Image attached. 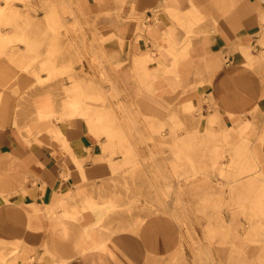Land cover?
<instances>
[{"label":"crops","instance_id":"1","mask_svg":"<svg viewBox=\"0 0 264 264\" xmlns=\"http://www.w3.org/2000/svg\"><path fill=\"white\" fill-rule=\"evenodd\" d=\"M79 4L85 15L96 19L100 34L108 39L113 64L122 65L124 76L141 71L160 103L197 107L219 124L213 135L234 142L244 153L233 161L241 169L235 180L239 208L225 211V225L228 220L232 223L233 215L240 216L239 222L234 220V230L236 223L240 226V240L229 247L243 248L246 260L241 263H260L264 0H79ZM4 66L0 68V264H147L146 245L130 225H112L109 234L98 225L102 199L118 198L120 190L113 193V185L135 182L123 157L110 154L119 151L117 140L108 138L118 135L117 129L94 133L86 118L78 116L53 124L39 122V113L52 116L56 110L49 98L38 97L24 115L41 132L28 135L17 118L18 105L24 101L8 94ZM121 86L138 85L124 79ZM123 196L128 199L125 191Z\"/></svg>","mask_w":264,"mask_h":264},{"label":"rangeland","instance_id":"2","mask_svg":"<svg viewBox=\"0 0 264 264\" xmlns=\"http://www.w3.org/2000/svg\"><path fill=\"white\" fill-rule=\"evenodd\" d=\"M51 1L28 0L30 7L24 6V0L13 1L25 11L19 20L28 25L24 37L12 38L20 52H25V62L13 63L5 56L0 61L8 65L3 74L8 94L24 101L18 105L20 129L31 136L41 132L33 129L32 120L24 115L38 97L49 98L56 110L52 116L39 113L37 121L44 123L82 117L87 104L99 109L101 122L110 123L107 129H117L118 133L108 136L117 140L119 147L110 154L123 157L135 181L114 184L113 193L120 190L118 198L102 199L98 210L101 231L109 234L112 225H130L146 245L147 264H247L240 262L246 260L243 248L229 247L240 240L239 223L234 230V220L239 222L240 216L233 215L232 223L228 220L225 225V211L237 212L234 208H239L235 169L240 168L233 161L244 153L236 150L234 142L213 135L219 124L210 122V116L197 107L160 103L158 92L148 87L141 71L124 76L119 70L122 65L113 64L108 39L100 34L96 19L85 15L79 0H69L66 5L72 20L56 17L53 23L58 29L49 28L46 11ZM54 41L57 46L50 55L49 44ZM41 60H51L53 68L42 65ZM26 64H40L39 73L31 72L23 66ZM124 79L138 86L123 87ZM75 80L80 82L81 93L73 88ZM70 100L77 102L79 111L69 113ZM202 129L203 134L199 132ZM173 136L178 143L173 142ZM189 137L190 144L185 142ZM187 153L193 156L192 164L185 158ZM227 163L232 166L226 167ZM242 227L245 231L246 226ZM259 260L257 264H264V255Z\"/></svg>","mask_w":264,"mask_h":264},{"label":"bare ground","instance_id":"3","mask_svg":"<svg viewBox=\"0 0 264 264\" xmlns=\"http://www.w3.org/2000/svg\"><path fill=\"white\" fill-rule=\"evenodd\" d=\"M14 0H3L2 3H0V57L5 56L8 57L10 62L13 63H24L25 61L24 54L25 52H20L21 50L18 47V44L16 43V37H24L23 34L27 33L28 30V25L25 24L24 21H20L19 18H22L25 16V11L21 10L18 6H16L13 3ZM25 4L24 6L30 7L31 5L28 3V0H24ZM69 0H52L51 3L48 5V9L46 11V18L48 21V27L52 28L54 31L58 29V27L53 23L56 17L62 18L65 17L69 20H72V17L69 16L71 13L67 9ZM67 5V6H66ZM27 17V16H26ZM73 25V29L75 31V25ZM11 28V29H9ZM12 33V36L10 38L7 37L8 34ZM78 42V41H77ZM50 49L49 53L50 55L54 54V48L57 46L56 41L52 42L49 44ZM22 50L29 51L28 47H23L21 48ZM44 66H47L48 68H53L54 62L51 60H41L39 61ZM0 61V68L8 67L7 63L3 64ZM40 64L37 65H32V64H26L23 65L26 68H29V70L33 73L38 74L40 71L39 66ZM8 69V68H7ZM74 90H79L78 92L81 93L83 89L80 86V82L77 80L74 81ZM70 104L73 107L68 108L69 113L70 112H76L79 111V107L77 106V102L75 100H70ZM107 112H110V110H106ZM43 112V111H41ZM100 113L99 109L97 110L96 108H92L87 104L85 109L82 111V117H85L87 120V123L89 125V128L92 132L94 133H99L102 129L110 127V123H105L104 121L101 122L100 120ZM45 117V116H44ZM210 122L213 121V118L211 117ZM91 138V137H90ZM92 139V138H91ZM190 144L191 140L190 137L185 139V142ZM179 139L176 136H173V142L178 143ZM184 141V140H183ZM90 142V141H89ZM185 158L189 160L192 164L193 161V156L192 154H185ZM224 168L221 169V173H224ZM241 169H235V176H238L240 173ZM246 170V169H245ZM194 173H196V170L193 169ZM187 176V174H185ZM92 202H88L89 206L95 205L94 203L91 204ZM119 212V211H118Z\"/></svg>","mask_w":264,"mask_h":264}]
</instances>
